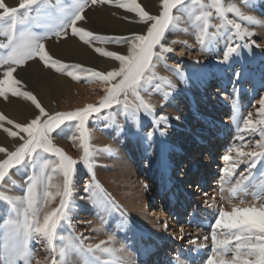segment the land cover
Segmentation results:
<instances>
[{
	"label": "bare ground",
	"instance_id": "bare-ground-1",
	"mask_svg": "<svg viewBox=\"0 0 264 264\" xmlns=\"http://www.w3.org/2000/svg\"><path fill=\"white\" fill-rule=\"evenodd\" d=\"M242 1L219 0L222 13H218L213 0H202L200 14L194 15L191 10L187 15L177 14L175 19L177 18L176 24L179 27L174 28L163 42L165 47L173 49L172 52H163L165 63L153 59L152 73L148 76L145 74L141 86L135 92L131 88L117 92V99H124L130 113L137 118H140L138 113H142L154 126L153 131H150L151 135H148L149 152L146 150V161L138 160L145 149L137 153L140 144L132 132L134 129L122 126L123 115H114V122L118 124L115 126L107 118L99 120L105 116L106 109L115 113L114 105L118 104L115 101L110 107L94 114L96 121H88V126L85 124L83 136L78 124L70 134L66 133L64 137L62 134L58 135L57 133L69 128L70 124L67 123L50 135L52 145L59 147L68 157L87 159L90 166L93 162L88 160L89 157L98 159L100 163L104 160L102 155H105L109 160L108 165L103 170L98 164H93L91 177L85 178L88 187H93L87 193L82 191L85 197L75 195L73 198L71 195L69 198V201L74 199L79 207L86 208V212L79 216L78 207L67 208L57 226L51 246L43 236L34 238L40 244L41 252L32 250L31 245L27 259H20L17 264H206V250L210 249V256L212 255L211 233L217 217L215 211L218 213L221 207L230 211L231 206L239 204L241 200L246 204L260 203L251 193L264 188V167H260L264 158L241 157L237 155V149L244 153L264 152L260 148L264 144V134L260 131L264 129V124L259 123V110L251 113L253 124L248 129L244 128V120L249 118L248 110L253 107L250 103L256 80L245 66L247 60L256 63L259 58H264V0L244 1L245 5ZM19 2L20 0H5L8 6L18 5ZM233 5L244 16H251L257 22H249L235 12L228 11ZM202 13H210L206 26L203 18L197 19ZM97 18L113 25L105 15ZM186 19L190 21V25ZM229 21L239 23L241 30H247L249 35L240 39ZM202 34L205 39L203 45L198 39ZM252 40H255V45L241 47L230 58L237 61L239 71L248 75V83L239 85V78L231 80L226 63L222 62L224 50L229 44L235 47L237 44H251ZM51 47L56 48L57 45L53 43ZM57 50L70 51L77 60L95 63L94 67L104 73L119 68L118 61L97 57L78 43L68 42L63 47L58 46ZM120 50V54H128L127 45L121 46ZM30 66L31 93L50 114L77 111L88 105L99 107L100 101L109 95L107 89L116 88L121 83V78L114 77L105 84L89 74L83 79L85 84L77 86L70 78L56 74L49 67L38 64ZM253 69L251 67L250 70ZM211 93L214 94L209 96ZM141 100L151 108H145ZM203 105L205 108L199 109ZM0 108L2 114L14 124H26L38 113L31 101L23 97L10 96L7 100L0 97ZM225 112L226 116L223 115ZM161 115L168 118L166 123L159 119ZM197 121L200 123L192 127L191 122ZM14 124L0 121V147H6L9 151L15 150L18 141L4 129L17 131ZM22 135L27 137L26 133ZM254 137L260 139L257 141ZM191 147L196 148L192 162ZM85 148L88 150L87 156ZM71 149L75 153H71ZM201 151L204 152L202 160L197 155ZM226 155H230L232 160H224ZM3 158L4 154L0 153V159ZM253 159L256 162L259 159L261 165L256 162L253 165ZM240 160H245L246 163L239 164V167L244 168L234 176L233 173L239 172V167L232 169L231 164ZM154 168L156 170L152 172ZM171 169L177 171L172 173ZM10 174L15 179L18 178L13 168ZM190 174H193L191 178ZM241 174L247 177L244 181L245 188L233 197L230 190L241 179ZM209 178L212 180L210 184ZM47 180L46 186L52 193V198L46 204L42 202V209L37 217L41 222L47 212L59 207L61 196L57 192L63 191L61 175L50 176ZM152 196H157V202L152 200ZM7 198L14 203V208L20 209L19 197L9 194ZM10 201L9 204H13ZM187 203L191 204V208L185 217L182 212ZM77 214L78 217H75ZM183 216L184 219L181 218ZM79 217L90 223L86 227L88 236L93 237L90 244L81 239V231L76 229L77 222L82 221ZM14 218L17 219L15 216ZM216 232L218 239H234L227 229H216ZM205 233L206 236L210 235L207 239ZM72 235H76L84 246L79 245L81 249L84 248L83 254L70 251L77 246L72 247ZM6 238L9 249L14 243L13 235H0V264H5ZM198 239L202 242L196 244ZM57 240L60 241L59 244ZM238 243L240 242L232 240L233 250ZM96 245L100 247L97 248ZM89 247L92 251H89ZM104 248L112 251L104 252ZM35 252L38 253L37 256L33 255ZM233 254L234 252H230L223 258L232 259Z\"/></svg>",
	"mask_w": 264,
	"mask_h": 264
},
{
	"label": "snow or ice",
	"instance_id": "snow-or-ice-1",
	"mask_svg": "<svg viewBox=\"0 0 264 264\" xmlns=\"http://www.w3.org/2000/svg\"><path fill=\"white\" fill-rule=\"evenodd\" d=\"M182 2L183 0H160V10L158 14L153 15L145 10L138 0H83V2L76 0L59 18L52 16L45 24L34 25L35 27H45L48 32L57 37L61 35L67 37L70 29L72 36L78 37L80 41L89 46H94V43L101 39L118 45L127 44L128 54L126 55L119 54L117 51H107L102 47H94V51L98 55L112 58L119 62L118 70L104 73L80 64H66L54 59L46 51L45 44L42 42L46 37L44 35H36L27 27L20 31L19 36H17V25H27L29 13L33 11V6L36 8L37 15H41L40 9L43 7L44 0H20L18 7H10L5 3V0H0V22L6 19L10 22L8 30L5 33L7 43L0 44V48L8 49L6 56H0V97L8 99L7 94L10 92L13 96H20L26 100H30L35 108L38 109L35 117L26 124H14L13 121L7 120L9 125L14 124V128L17 131H10L7 128L4 131L9 136L16 138L18 143L14 151H9L6 147H0V153L4 154V158L0 159V182L6 180L12 168H18L25 163L32 164L33 155H39L38 150L44 153H54L59 157L56 167L62 172L64 177L63 191L62 193L57 192V195L61 196L59 207L47 212L43 216L42 222L35 219V211H33L31 216L28 211H25L22 224L16 226V231L13 234L14 243L11 249H9L8 238H6L5 264H17L18 260L27 259L29 255L27 243L30 238L43 236L48 240L49 246H51L57 226L68 208L75 166L78 162L65 155L59 147L53 146L50 135L62 124L76 121L78 122L77 126L81 130V136H83L85 122L90 117L110 107L113 101L119 103L116 95L117 92L124 91L127 88H131L135 92L136 88L141 86V81L145 78L146 72L150 71L154 57L160 59L161 52L173 51L172 48L165 47L161 41L173 20L172 10L177 8ZM97 3H112L127 12L137 14L138 21L143 23L144 29L141 32L131 33L127 37H103L100 34L86 30L82 26L77 27L78 22L86 19L84 15L86 7L89 4L95 5ZM213 6L218 13H222L219 0H213ZM21 10H24L23 14H21ZM228 11L235 12L237 16L249 22H257L251 16H244L239 8L234 5ZM209 15L210 13H202L197 19L203 18L206 26L207 16ZM124 19L136 22L127 16ZM229 23L233 24L236 29V36L240 39L249 35L247 30H241L239 23H235L234 21H229ZM198 39L201 45L205 43L203 34ZM255 44V40H252L251 44H237L235 47L229 44L224 50L222 62H227L233 54L238 53L241 47L249 48ZM157 48H159V51H156ZM34 59H38L46 66L55 68L57 72L64 71L73 78H79L74 75L75 72H87L91 74V77L101 80L105 84L112 81L114 77L121 78V83L116 88L107 89L109 95L100 101L99 107L88 105L77 111L50 114L41 106L33 93L27 90L17 91V86L22 83L19 79L14 78L17 67ZM236 78H239L238 72L236 73ZM141 104L147 109L151 108L150 105L144 104L143 100H141ZM259 104L261 105L259 109V115L261 116L259 123L264 124V98L259 101ZM159 119L166 123L168 118L161 115ZM4 120H6V117L0 114V121ZM252 124L251 113H249V118L244 120V128L248 129ZM252 130L255 131V129ZM260 131L264 134V129ZM24 133L27 134L26 138L22 135ZM260 147L264 148V144H261ZM87 151V148H85L86 156ZM237 155L255 158L264 156V152L244 153L237 149ZM223 159L231 161L232 157L226 155ZM255 162V159H253L252 164L254 165ZM240 163H246V161L240 160L237 163L231 164V168L235 169L239 167ZM246 179L247 177L241 174V179L230 190L233 197L237 196L238 192L245 188L244 181ZM27 180L26 200L28 208L32 209L37 203L38 198L37 179L29 175ZM97 187H99L98 184ZM84 191L86 193L89 191L88 186H85ZM44 195L46 199L43 202L46 204L52 198V193L46 191ZM251 195L255 200H259L260 203L246 204L241 200L239 204H233L230 211L225 210L223 207L219 209L211 233L212 255L207 258L206 264H264V188L251 193ZM221 228L227 229L231 237L240 242L235 246V250L231 247L232 239L217 238L216 229ZM96 247L99 248L100 245H96ZM242 249L245 251L242 252ZM89 251H92L91 247H89ZM103 251L111 252L112 250L104 248ZM230 252H234L232 259L223 258ZM9 254L11 258H9ZM248 257H252L253 259H248Z\"/></svg>",
	"mask_w": 264,
	"mask_h": 264
},
{
	"label": "rangeland",
	"instance_id": "rangeland-1",
	"mask_svg": "<svg viewBox=\"0 0 264 264\" xmlns=\"http://www.w3.org/2000/svg\"><path fill=\"white\" fill-rule=\"evenodd\" d=\"M244 1L246 3L250 2V0L249 1L244 0ZM244 1H242V2L244 3ZM75 2H76V0H44L43 7L40 9L41 15H37L36 8H35V6H33V11L31 13H29V19H28L27 25L26 26L25 25H17V36H19L20 31H22L25 27H27L32 32H34L36 35H44L46 37L42 42L45 44L46 51L54 59L60 60L62 63L72 64V65L80 64L82 66H85L88 68H93V69L97 70L94 67L95 63L91 64V63H88L87 60H77V59L73 58V53L70 51H66V52L60 51L59 52V50H57L58 46L63 47V45L67 44L68 42L69 43H71V42L78 43L86 51H89L91 54L99 57L100 55H98L94 51V47H102L107 51H117L120 54L121 53L120 47L127 45V44L118 45L115 43H108L105 40L101 39V40L96 41L94 43V46H89V45L84 44L82 41H80L78 37L72 36L70 29H69V34L67 37H64L63 35H61L60 37H57L56 35L48 32L47 29L43 26L42 27H35L34 26L36 24H41V25L45 24L46 22H48V20L52 16L59 18ZM79 2H83V0H79ZM138 2L141 3V5L145 8V10H147L150 14H153V15L158 14V12L160 10V0H138ZM201 2H202V0H188V1L184 0L180 5L177 6V8L172 10L173 20L169 26V29L166 30V32H165L164 38L161 41L162 44L164 41H166L168 39V35L172 33L174 28L179 27L176 24L177 18L175 19V16L178 17L179 14H186L187 15L189 13V10H191L194 15L200 14L201 13V8H200ZM189 3H191V4H189ZM18 5L10 6V7H18ZM244 5H245V3H244ZM88 6L90 9H88V7H86L85 13H84V15L86 16L87 19L78 22L76 25L77 27L82 26L86 30L92 31L93 33L100 34L103 37H127L131 33L141 32V30L144 29L143 23H140L138 21L137 14L127 12L124 9L116 7L112 3H97L95 5L89 4ZM23 12H24V10H21V14H23ZM177 14H178V16H177ZM102 15H105V17H108V19L113 22V25H109L107 23H104L99 18H97L98 16H102ZM125 16L129 17L132 21H136V22H130L129 20L124 19ZM188 19H190V17ZM188 19H186L187 24L190 25V23H188V22H190ZM9 23L10 22L7 19L3 22H0V44L7 43V36L5 35V33L8 30V24ZM124 32H126L125 35L123 34ZM53 43H55L57 45L56 48L51 47V44H53ZM54 50L58 51V52L55 53ZM7 51H8V49L0 48V56H6ZM156 51H159V48H157ZM160 56H161L160 59H156L155 57H154V59L165 63L164 57H163V52L160 53ZM231 57H233V55ZM224 63H226V68H228L227 70L230 73V79L231 80H233V81L236 80V73L238 72L239 73V82H240V83L238 82V84L239 85H242V84L246 85V83H248V75H246L243 71H239L238 64H237L236 60L229 59L227 62H224ZM31 64H38L41 67L46 66L43 62L39 61L38 59H34V60L28 61L24 65L17 67L16 72L14 73V78L19 79L22 82L21 85L17 86L18 92L19 91H25V90L31 92V83H32L30 80V77H32V73H31L32 69H30ZM152 65H153V61H152ZM46 67L51 68L53 71H55L56 74H59V75L61 74V76H66V77L70 78L77 86L84 85L85 84L84 80H83L84 77H87V75L88 76L91 75L90 73H87V72H75L74 75L76 77H79L77 79V78H73L72 76L67 75V73L64 71L57 72L55 70V68H53V67H50V66H46ZM57 67H59V66H57ZM251 67H253L254 69L250 70ZM245 68L247 70H249L256 77L254 87H253L254 92L251 95V98H252L251 102L252 103H250V106L251 107L253 106L254 108L252 107L251 109L248 110L250 113H252L254 110L260 109L261 105L259 104V101L262 98H264V58H259V60L256 63H252V61L247 60ZM150 70H151V68H150ZM151 73H152V70H151V72L150 71L146 72L147 76L150 75ZM211 81H212V79H211ZM213 94L214 93H211V95H209V96H212ZM7 96L10 97L13 95L9 92L7 94ZM13 97L18 98L20 96H13ZM1 98L5 99L4 97H1ZM5 100H7V99H5ZM123 100L124 99L122 97H119V103L114 105L115 113L110 109H106L105 116L99 118V120L107 118L108 122L115 126L117 123L114 122V121H116L114 118L115 117L114 115L115 114L123 115L121 118L122 126H125V128L131 129V130L134 129V130H132V132L137 137L136 138L137 143L140 144L138 146L137 153L139 154L140 152L144 151V149H145V151L142 153L143 155L141 154L142 156L138 157V160L141 162L146 161V156L149 152L148 147H147V145H148L147 141L149 138L148 135H149V133L151 135V132L153 131L154 126L152 125L151 120L147 119L142 113H138L139 114L138 116L140 118H137V116L135 114L130 113L128 110L126 102H124ZM202 108H205V106L203 105L199 109H202ZM127 112H128V114H127ZM0 114H2L1 108H0ZM124 115H125V117H124ZM223 115L226 116V112L223 113ZM135 116H136V118H135ZM94 117L95 116L93 115L92 117H90L89 120H87L85 122L86 126H88V124H89L88 121H94V122L96 121ZM7 120H9V119L6 118V120H4L3 122L7 123ZM197 123L199 124L200 122L199 121L191 122L192 127H194L195 126L194 124H197ZM67 124H70L69 128L67 130H63V131L57 133L58 135L62 134L61 136L64 137V136H66V133L70 134L76 128V125L78 124V122L73 121V122H69ZM68 130H70V131L68 132ZM181 131L183 132V130H181ZM181 135H182V133H181ZM184 138L187 139V137H184ZM254 138L257 141L260 139V137H254ZM260 148H261V150H264V148H262V147H260ZM38 152H39L38 156L33 155V157H32L33 163L32 164L25 163V164L19 166L18 168H13L14 174L17 175L18 178L15 179L9 173V175L6 177V180L0 184V188H1L0 189V210H1L0 211V235H9V234L13 235L15 233V229H16L15 227L18 224H22L23 215H24L23 213L25 211L30 212L29 213L30 216L33 213V211H35V213H37V215L35 214V216H36L35 218L37 219L38 214H40V211L42 209V205L44 203L43 200H44V198H46L44 194L46 191L47 192L49 191V188L46 186L48 184L47 179L50 178V176L51 177H58L61 175L63 177L62 172L59 171L56 167V165L59 162L58 157L54 153H44L41 150H38ZM70 152L75 153L74 149H71ZM195 153H196V148L191 147V156H192L191 162L194 161ZM197 155H199L200 160H202L204 158V152L202 153V151H201V153L199 152V154H197ZM102 156H103L102 158L104 159L102 162L104 164L102 162L99 163L98 159L95 160V159H92L89 157L88 160L93 162V164H98L100 167L103 168V170H105V167H107V165H108L107 162L109 160H108L107 156H105V155H102ZM263 158H264V156H263ZM72 159L76 160L78 163L75 166V174H74V178H73L71 195L74 196L73 198H75V195L79 196V197L80 196L85 197V194H83L82 191L85 189V186L89 185V184H87V180H85V178L91 177V174L93 171V167H92L93 164H90V166H89V164L87 163V159L81 160L80 158L78 159L77 157H73ZM256 159H257V157H256ZM256 159H255V161H256ZM55 160H57V161L55 162ZM258 160H257L256 164L261 165V162ZM96 161H97V163H96ZM54 167H56V168H54ZM260 167L261 168L264 167V161ZM260 167H259V169H260ZM243 168H244V166H240L239 172L237 171L238 173L235 172V173H233V175L237 176L242 171ZM155 170L156 169L154 168L152 170V172H154ZM176 171H177L176 169H173V170L171 169L172 173L176 172ZM51 172H53V173H51ZM29 175H32V176L36 177V179H37V193H38L37 201L38 202L33 206L32 209H29L28 206L26 205L27 204V202H26L27 201L26 200V189H27V184H28L27 178L29 177ZM137 175L139 176L140 174L138 173ZM192 175L193 174L189 175L190 178L192 177ZM41 178H42V180H41ZM63 180H64V177H63ZM263 180H264V178H263ZM210 182H212V180L209 178L208 183L210 184ZM172 184H174V183H172ZM191 185H192V183H191ZM90 187H93V186L91 185ZM90 187H88V189ZM40 193H41V195H40ZM9 194L16 195L17 197H19V199H20V202H19L20 209L19 210L17 207L14 208V203L11 202L9 200V198H7V195H9ZM156 197L157 196H154V197L152 196V200L154 201L155 199H157ZM73 200L74 199H70L68 208H71V206L78 207L77 211H78L79 216L84 211L86 212V210H87L86 208L79 207ZM9 201H10V203H13V204L10 205ZM154 202H157V201L155 200ZM189 203H187V205L185 207L183 206L184 209H183L182 215H184L185 217L187 216L189 208H191V204H189ZM71 204H73V205H71ZM27 209H29V210H27ZM35 209L38 212H36ZM78 214L75 215V217H78ZM215 214H218L217 211H215ZM14 216L17 217V219H15ZM184 216L181 218L184 219L185 218ZM169 217H170V214H169ZM79 219H81L82 221L77 222V225H76L77 228L76 229L81 231V235H80L81 239L84 240V242H86V243L89 242V244H90V242L93 241V237H91L92 235H90V237L88 236V233H87L88 230L86 228L88 225H90V223L87 222L86 219H84V218L79 217ZM171 219L173 220L172 214H171ZM8 226H10V227H8ZM190 228L191 227H189V229ZM184 229L186 232L187 231L186 225L184 226ZM233 231H235V230H233ZM206 235H207V233H205V237H207V238L210 236L209 234H208L209 236H206ZM188 236L189 235H187V237ZM86 237H88L87 238L88 241H86V239H85ZM71 238H73L72 243L74 245V246L72 245V247H75L76 245L78 247L77 246L75 248L71 247L72 249H70V251L74 250L78 254H83L82 250L84 248L81 249V247L83 245H82V243L79 242L80 241L79 238H77L76 235H72ZM232 240H234V239H232ZM30 242H31V244H30ZM59 242L60 241L57 240L58 244H59ZM196 242H195L196 244H199L202 241L198 239V241H196ZM172 244L174 245V242H171V245ZM31 245H33L32 250H36L38 253L41 252V248H40L41 246H39L40 244H38L36 239H34V238L29 239V243L27 244L28 250L30 249ZM180 246L183 247V245H181V244H180ZM78 249H80V250H78ZM209 250L210 249H207L205 252L206 257L210 256ZM241 251L243 252L245 250L242 249ZM37 252L33 253V255L37 256L36 255V254H38ZM87 256H88V253H86V257ZM248 258H252V257H248ZM83 263H85V262L83 261Z\"/></svg>",
	"mask_w": 264,
	"mask_h": 264
}]
</instances>
